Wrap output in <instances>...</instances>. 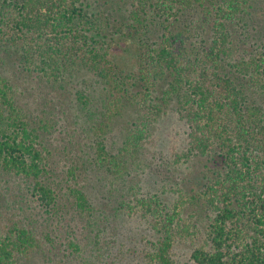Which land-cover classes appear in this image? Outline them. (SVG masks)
Instances as JSON below:
<instances>
[{"label": "trees", "instance_id": "trees-1", "mask_svg": "<svg viewBox=\"0 0 264 264\" xmlns=\"http://www.w3.org/2000/svg\"><path fill=\"white\" fill-rule=\"evenodd\" d=\"M256 1L130 0L118 14L110 0H0V53L39 81L80 80L76 122L84 116L80 125L97 130L73 134L79 152L60 170L66 177L55 175V152H74V143H54L46 133L57 119L20 103L0 71V171L25 179L33 197L18 206L28 225L0 231V264H188L186 245L191 264H264ZM127 33L138 36L130 68L112 43ZM171 112L185 127L174 156L206 168L200 187L175 183L172 197L137 175ZM123 117L126 133L112 149L106 134ZM67 238L71 251L59 247Z\"/></svg>", "mask_w": 264, "mask_h": 264}, {"label": "rangeland", "instance_id": "rangeland-1", "mask_svg": "<svg viewBox=\"0 0 264 264\" xmlns=\"http://www.w3.org/2000/svg\"><path fill=\"white\" fill-rule=\"evenodd\" d=\"M106 0H101L104 2ZM114 3L118 14H120V6H130V0H110ZM257 7L254 14H252V25L251 32L254 35L258 31H263L264 34V0H257ZM107 7L110 8L111 5L108 3ZM106 8V6H105ZM110 10V9H108ZM120 18L119 15H115L113 19ZM121 20V18H120ZM187 19H185L186 21ZM254 26V27H253ZM256 29V30H255ZM258 29V30H257ZM138 36L133 35L132 33H127L122 36L120 34L115 36L114 41L112 42L115 46L114 57L116 61L126 67H132L136 64L135 59V48ZM2 57V63H0V71L6 73V76L9 77L14 87L19 93L20 103L27 105L32 109L38 110V114L44 113L49 118L55 117L58 121V124H55L53 121L55 129H49V132L46 133L50 136V139L55 143L61 142L63 138L72 140L76 143V137H73V134H84L85 130L89 131L93 136L97 131L95 128L92 129V125H87L89 127H82L80 123L83 121L80 116L77 121V107H73V100L76 96V90L81 88L83 85L80 80L66 81L64 87L59 84H51L37 80V77L30 75L28 72H25L21 66L18 64L17 58L10 56L6 53H0ZM44 114V115H45ZM80 114V112L78 113ZM99 120L93 119L91 123H97ZM60 122V124H59ZM128 124V118L123 117L113 124L112 128L108 130L106 136H108L109 147L112 149L117 148L119 144V138L124 133H126V128ZM94 125V124H93ZM86 128V129H85ZM184 125L181 121L178 120L177 116L174 113H169L165 120L160 124V128L157 130V135L159 136V141L156 146H149L144 151L143 159L146 162L144 170H139L137 172L138 178L144 183L150 185L154 192L163 193L165 196H174L171 191V187L175 186V183L186 187L187 189L200 187L204 181V173L206 171L205 161L203 159L195 158V160L189 163H183L182 160H177L174 156L176 151H179L184 146ZM50 133V134H49ZM72 137H70V136ZM82 137V136H81ZM95 137V136H94ZM75 138V139H74ZM81 138H78V141ZM54 145V144H53ZM79 145H75L76 151L61 152L58 154L55 152V168L58 169L55 175H59L63 178L65 175L62 170L63 167L72 164L74 157L79 152ZM74 147V146H73ZM76 160V158H75ZM66 177V176H65ZM28 182L25 179H20L7 175L4 171H0V231L8 230L11 225L26 224L28 225V219L30 212L26 210V213H23L19 209V205L25 203L24 201L32 198L31 192L28 190ZM31 200V199H30ZM35 201H33L32 206L35 207ZM30 205V204H29ZM28 205V206H29ZM26 209L27 205L25 204ZM27 216V217H26ZM77 219V215L75 216ZM17 222V223H16ZM72 237V236H70ZM62 248L67 249L68 247V238L65 240ZM71 251L70 249H67ZM182 255L180 254L181 261L183 263L191 264L189 261V255L191 248L185 246V249H182ZM180 251V252H181ZM73 259L76 258V254H73ZM70 257V259H72ZM71 260L75 263L74 260ZM67 260V259H65ZM79 261V260H77ZM76 261V262H77ZM65 264L67 261H64Z\"/></svg>", "mask_w": 264, "mask_h": 264}]
</instances>
